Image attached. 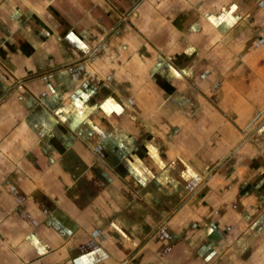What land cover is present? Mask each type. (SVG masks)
Masks as SVG:
<instances>
[{"label": "crops", "instance_id": "obj_1", "mask_svg": "<svg viewBox=\"0 0 264 264\" xmlns=\"http://www.w3.org/2000/svg\"><path fill=\"white\" fill-rule=\"evenodd\" d=\"M0 264H264V0L1 2Z\"/></svg>", "mask_w": 264, "mask_h": 264}, {"label": "rangeland", "instance_id": "obj_2", "mask_svg": "<svg viewBox=\"0 0 264 264\" xmlns=\"http://www.w3.org/2000/svg\"><path fill=\"white\" fill-rule=\"evenodd\" d=\"M107 1H108V0H107ZM1 2H2V4H3V3H5V2H7V0H2ZM1 2H0V3H1ZM5 5H6V6H13L14 8H16L15 5H8V4H5ZM17 7H18V6H17ZM4 8H6V7H4Z\"/></svg>", "mask_w": 264, "mask_h": 264}, {"label": "snow or ice", "instance_id": "obj_3", "mask_svg": "<svg viewBox=\"0 0 264 264\" xmlns=\"http://www.w3.org/2000/svg\"><path fill=\"white\" fill-rule=\"evenodd\" d=\"M173 71H174V70H173ZM175 74H177V75H178L179 73H175ZM85 259H86V258H85Z\"/></svg>", "mask_w": 264, "mask_h": 264}]
</instances>
